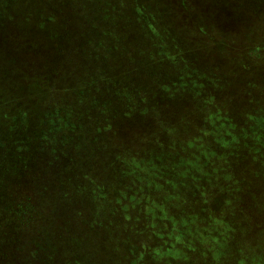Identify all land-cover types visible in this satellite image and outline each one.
Returning <instances> with one entry per match:
<instances>
[{
    "label": "rangeland",
    "instance_id": "374dc122",
    "mask_svg": "<svg viewBox=\"0 0 264 264\" xmlns=\"http://www.w3.org/2000/svg\"><path fill=\"white\" fill-rule=\"evenodd\" d=\"M261 143L264 0H0V264H264Z\"/></svg>",
    "mask_w": 264,
    "mask_h": 264
},
{
    "label": "trees",
    "instance_id": "16d2710c",
    "mask_svg": "<svg viewBox=\"0 0 264 264\" xmlns=\"http://www.w3.org/2000/svg\"><path fill=\"white\" fill-rule=\"evenodd\" d=\"M148 12H144L143 14L145 15V17H147V14ZM50 17L48 18L46 24H45V29H47L49 27V32H52L54 31L55 29H59V27H63V25L59 24L60 23V20L57 22L53 19H50ZM139 21H141L140 18H138ZM257 147L254 146V148H251V146H253V144L251 143V146L247 148V151H246V154H250L252 153L254 156L256 157H262L263 159L261 160H256L257 162V170H258V178H261L263 179V176H264V147H263V144L261 143L260 147L263 148L260 149L259 148V144H255ZM260 172H263L262 174H260ZM264 180V179H263Z\"/></svg>",
    "mask_w": 264,
    "mask_h": 264
}]
</instances>
